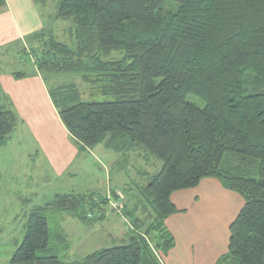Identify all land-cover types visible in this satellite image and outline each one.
<instances>
[{
  "label": "trees",
  "instance_id": "obj_1",
  "mask_svg": "<svg viewBox=\"0 0 264 264\" xmlns=\"http://www.w3.org/2000/svg\"><path fill=\"white\" fill-rule=\"evenodd\" d=\"M34 1L43 8L48 0ZM56 6L55 19L69 23L71 46L50 29L33 36L40 45L26 55L44 75L101 73L111 101H81L72 83L49 85L50 97L83 147L104 143L125 158L143 149L162 162L139 189L153 214L145 233L138 231L145 205L129 197L123 210L135 218L126 242L62 261L52 243L65 237L51 231L47 211L89 222L97 217L85 207L102 209L109 201L96 193L58 194L29 212L7 264H161L148 233L166 253L173 241L163 220L177 212L170 194L205 177L243 198L229 225L228 251L215 264H264V0H58ZM18 122L0 90V147ZM249 160L257 163L256 177L242 173L240 164Z\"/></svg>",
  "mask_w": 264,
  "mask_h": 264
},
{
  "label": "crops",
  "instance_id": "obj_2",
  "mask_svg": "<svg viewBox=\"0 0 264 264\" xmlns=\"http://www.w3.org/2000/svg\"><path fill=\"white\" fill-rule=\"evenodd\" d=\"M48 16L44 7L41 8L34 0H4L3 6L0 7V90L8 97L20 126L24 127L35 140L38 151L44 156L57 179L63 180L59 177L73 179L72 177H77L81 172L78 165L79 156L91 154L92 149L83 147L79 142V145L73 144L68 137L70 134L62 123L49 93L47 77L56 80V75L42 74L36 69L34 61L28 72L17 70L14 66L10 68V64L6 65L1 61L4 55L12 53L14 63H20L26 53L37 49L40 43L33 36L53 29L52 23L46 22ZM16 73L24 75L16 77ZM11 138L12 135L0 147V151L7 150V142ZM98 144L107 148L104 143ZM69 182L67 183L69 188L56 192L53 198L58 194L96 192L107 197L112 190L110 177L106 186L100 187V191L96 190L100 180L86 186H75ZM32 193L12 191V194H9L0 191V199L12 197V203L0 200V207L12 206V233L0 232V240H12L14 246L20 243L22 235L17 234L16 230L23 231L27 216L33 209L26 207ZM218 198L224 206L220 213L215 208ZM170 201L177 208V212L168 215L163 220V225L173 244L166 253L160 255L161 264H215L216 260L228 251L229 225L243 205L242 196L225 188L218 179L205 177L195 187L172 192ZM60 212H67L76 219L78 224L76 226L83 228L89 240L102 244L103 241L112 239V233L101 225L107 215L105 208L97 209L98 215L92 214L97 219L92 218L89 222L78 220L68 211ZM2 230L7 229L0 224V231ZM61 233L67 237L64 232ZM98 249L101 248L95 250Z\"/></svg>",
  "mask_w": 264,
  "mask_h": 264
},
{
  "label": "rangeland",
  "instance_id": "obj_3",
  "mask_svg": "<svg viewBox=\"0 0 264 264\" xmlns=\"http://www.w3.org/2000/svg\"><path fill=\"white\" fill-rule=\"evenodd\" d=\"M57 1H47L44 7L45 12L49 15L46 22L52 23L54 33L59 41L71 46L72 41L68 39L65 33L69 23L53 19L57 12ZM22 59L20 63H14V54L8 53L1 58V61L6 65L10 64V68L14 66L17 70L28 72L32 67L34 57L33 55H25ZM100 74L98 71L88 69L80 73L57 74L55 76L56 80L49 76L47 78L48 84L51 86L74 84L73 86L81 101H111L113 100V96L103 94V82L100 80ZM68 92L69 89L67 90ZM190 100L195 101L192 97H190ZM16 126L18 127H15L13 134H11L12 138L7 142V150L0 151V191L8 192L9 194H12V191L33 192L26 203L27 209L43 205L52 199L56 192L66 190L69 188L67 187L69 181L71 185L86 186L100 180V184L96 185L98 186L96 190L100 191V187L104 188L110 177V187L112 190L115 189L114 193L112 191L109 193L110 199L107 198L110 202L102 204V209H106L107 215L101 225L112 233V239H107L102 244L89 240L85 236L83 228L76 226L78 225L77 220L72 218L69 213L47 211L48 224L51 231L57 232L61 227L62 230L60 231L67 235L64 241H60L57 238L52 243L53 252H56L62 261L77 260L97 248L110 247L126 242L128 236L132 233L129 228L130 225L132 226L135 218V214L129 215L127 210H123L124 203L130 204L129 197H134L145 205L144 217H146V220L140 211L137 213V215L144 219V225L138 231L145 233V228L149 224V216L153 212L149 204L140 195L139 189L141 185L147 182L148 176L156 174L160 170L162 162L159 159L143 149L136 150L125 158L121 153L107 149L102 144H97L95 145L96 148H91V154L85 153L79 156L78 165L81 172L78 176L76 174L77 177H72L73 179H70V177H59L63 178V180L57 179L58 177L50 168L44 156L38 151L35 140L30 137V134H28L24 127L20 126L19 122ZM68 137L73 144H78L73 137L70 135ZM249 161L248 163L240 164L243 170L246 171H242V173L256 177L257 163ZM90 164L92 165L91 167ZM99 193L96 192V194ZM0 200L12 203V197ZM112 203L115 205L118 203L120 207H115ZM3 207H0V224L7 230L0 232L12 233V206ZM96 208L93 209L86 206L85 210L97 216ZM215 208L219 213L224 208L220 198L217 199ZM16 233L21 234L23 237V231H20V229H17ZM148 237L151 249L156 256L160 257V252L155 248L152 233H148ZM16 247L17 245H12V240H0V264L8 262L12 250L14 251Z\"/></svg>",
  "mask_w": 264,
  "mask_h": 264
},
{
  "label": "built area",
  "instance_id": "obj_4",
  "mask_svg": "<svg viewBox=\"0 0 264 264\" xmlns=\"http://www.w3.org/2000/svg\"><path fill=\"white\" fill-rule=\"evenodd\" d=\"M108 198L110 199V197H109V196H108ZM109 202H110V201H109ZM112 204H113V203H112ZM113 206H115V207H120V204H118V203H117L116 205H115V204H113Z\"/></svg>",
  "mask_w": 264,
  "mask_h": 264
}]
</instances>
